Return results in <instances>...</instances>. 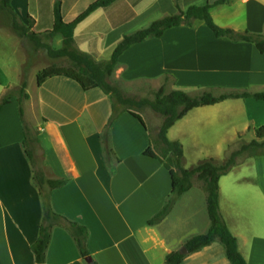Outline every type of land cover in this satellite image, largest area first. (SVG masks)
I'll list each match as a JSON object with an SVG mask.
<instances>
[{
  "label": "crops",
  "instance_id": "0c3cea01",
  "mask_svg": "<svg viewBox=\"0 0 264 264\" xmlns=\"http://www.w3.org/2000/svg\"><path fill=\"white\" fill-rule=\"evenodd\" d=\"M57 1L63 11L66 0H10V5L18 22L30 27V33L47 44L44 33L52 27ZM79 1L71 3L67 17L62 12L67 18L64 20H72L71 12ZM213 1L216 0H116L106 8L94 10L76 26L74 46L96 61H109L124 36L170 16L168 13ZM242 4L244 29L230 24L220 27L264 33V0H242ZM10 20L11 14L0 9V27L20 41L10 31ZM137 22V27L144 25L143 28L125 30ZM48 45L53 50L61 49V35L50 38ZM33 46L31 55H24L19 63L17 70L21 75L25 69L37 65L38 55L46 56L45 50L34 43ZM45 68L34 71L33 92L25 85L24 94L28 97L22 104L23 120L30 131L29 141L34 144L37 168L48 180L66 181L52 191L44 189L51 209L88 232L87 256L82 257L68 227L54 228L45 264H165V258L180 252L189 239L206 234L209 229L206 195L194 184L174 199L164 220L148 225L172 196L168 172L158 161L143 155L150 146V133L126 113L109 123L112 104L100 90L84 92L63 77L48 79L37 86L36 74ZM164 76L172 79L175 86L206 89L216 85L264 93V54L250 43L216 38L202 21L195 20L191 27L171 28L161 38L133 45L120 56L114 72L116 81L128 84L137 80L156 84ZM189 80L195 82L187 83ZM234 81L239 82L233 84ZM10 89V85L0 84V99ZM251 101L226 100L194 108L168 132L190 118L198 125L188 127L190 136L195 140L200 131L212 133L214 140L221 141L218 148L222 140L236 141L245 131L254 132L264 125V102ZM232 107H251L259 115L247 124L231 122L218 127V122L229 119L223 113ZM245 117L252 119L248 111ZM159 124L160 121L156 128ZM106 126L110 158H106L101 138ZM179 132L181 129L174 136L179 137ZM24 138L17 100L11 98L0 112V264H36L32 246L39 238L42 224V198L33 181V166L25 154ZM177 141L181 142L179 138ZM246 166L254 170V176L228 181L223 193L221 181L233 170L220 178L219 211L221 216L222 200L235 204L221 218L237 239L238 251L246 263L264 264V156L254 158ZM196 187L202 194L201 207H189L187 214L175 217L173 212L178 204L192 200ZM246 201L251 202L252 210L239 206ZM190 223L193 227L200 224L199 232L188 230ZM245 226L250 230L245 232ZM182 228L186 229L179 233ZM183 255L181 264H229L218 240L199 252ZM87 257L90 263L86 262Z\"/></svg>",
  "mask_w": 264,
  "mask_h": 264
},
{
  "label": "trees",
  "instance_id": "16d2710c",
  "mask_svg": "<svg viewBox=\"0 0 264 264\" xmlns=\"http://www.w3.org/2000/svg\"><path fill=\"white\" fill-rule=\"evenodd\" d=\"M116 0H90L89 4H78L71 12V21L64 20L57 1L53 9V24L49 31L44 33L47 39L56 35L62 37V48L53 50L48 44L41 43L35 34L30 33V27L18 24L16 16L13 14L10 0H0V9L6 10L12 17V28L19 36L29 38L37 48L45 50L47 56L52 59L66 58L70 61L68 67H47L36 74L37 86H41L45 81L54 77H63L75 82L84 92L100 90L108 96L111 101L112 115L109 123L121 114H129L146 130L142 118L132 108L148 107L152 112L162 118L156 139H150V146L143 153L144 156L158 161L168 172L172 184L171 197L164 207L151 220L149 226L160 223L170 212L175 198L181 197L192 188V179L196 177L203 182L205 197V210L209 220V229L206 234L194 236L185 244L188 253L199 252L218 240L224 247L226 259L229 264H247L243 256L238 251L237 239L230 233L219 213V186L218 182L222 176L227 175L237 164L240 157L255 158L264 156V125L254 130L255 138L248 144L242 145L237 150L230 153L223 164H216L213 160H206L191 169H184L182 166L183 149L178 141L167 139L168 130L179 120L187 115L194 108L212 106L226 100L253 99L264 102V93H250L246 90H225L223 88L200 89L198 93L191 96L180 90H173L164 94V86H161L155 93L152 100L133 101L123 96V94L113 86L110 81L118 66L120 56L130 47L140 44L148 39L161 38L164 33L175 27H191L193 21H202L216 38H227L233 43L243 42L254 45L260 54H264V33H251L247 30L238 32L230 28L217 26L210 10L214 7L224 5L230 0H216L207 2L203 6H190L186 11H179L177 14L163 17L152 22L144 29L126 35L115 47L109 61H96L90 55L79 52L74 46L73 33L76 26L82 22L90 13L98 8H106ZM168 78V77H165ZM25 85L21 92L23 98ZM11 97L0 99V112L6 106ZM18 114L24 125L25 138L23 146L26 157L33 166V181L38 188L42 198V224L40 226L39 238L32 246L36 264H45L46 252L50 244L51 231L54 228L68 227L72 238L82 257L87 256L86 241L88 232L85 228L71 223L62 216L56 214L51 209L49 195L44 193L60 188L65 185L64 180H48L43 172L37 168L34 152L29 148V129L23 120L22 101L17 102ZM109 125V124H108ZM108 126L102 134V143L106 158H110L111 151L108 148ZM160 146V153L154 150V146ZM185 255L180 252L169 254L165 258V264H181ZM95 264V263H93Z\"/></svg>",
  "mask_w": 264,
  "mask_h": 264
},
{
  "label": "rangeland",
  "instance_id": "374dc122",
  "mask_svg": "<svg viewBox=\"0 0 264 264\" xmlns=\"http://www.w3.org/2000/svg\"><path fill=\"white\" fill-rule=\"evenodd\" d=\"M74 1L75 0H66V4H64L63 11H62L64 16H66V13L68 9L70 8L71 3H73ZM89 2L90 0H80L78 4L81 3L87 6ZM244 7L245 6L242 4V0H232L231 2L229 1L228 3L224 4V6L220 5V6L214 7L212 10H210V15L214 23L219 27L226 25V24H230L234 28H238L241 30V29H244V24L242 22L243 16H244ZM177 13L178 12L175 11L172 13H168V15H171V14L173 15ZM66 17L64 18L67 19ZM16 20L18 22V19ZM139 22H142V21H139ZM10 23L12 24L11 20H10ZM18 24H20V22H18ZM137 24L138 22L132 25H129L128 27H126L125 30L126 31L129 30V28H132L131 30H136L138 28H143L144 26V25H139V27H137ZM234 28H231V29L235 30ZM10 31L15 33L12 26L10 27ZM20 37L23 39H21ZM18 38L20 39V41L13 34L8 33L7 30L0 27V84L10 85V88H11L10 90L6 91V93L3 95V98L4 97L15 98L17 102L22 101V104H23V101L25 99L23 98V94L21 92L22 86L26 85L28 89L30 90V92H33V89L35 87L34 86V76H35L34 71L36 69L40 70L48 66L68 67L70 65V61L66 58H60V59L49 58L46 52L44 51L46 56L41 58L38 55L37 65H33L25 69L23 71V75H21L18 73L17 68L18 66L21 65V60L24 55L26 54L31 55V53L33 52L34 46H33L32 41L29 38L27 37L24 38L19 35H18ZM44 42L48 44L49 39L45 40ZM190 81L195 82V80H189L187 83H189ZM236 82H239V81H234L233 84H236ZM110 83L116 88H118V90L123 94V96L133 101L152 100L154 98L155 93L159 90L161 86H164L163 87L164 94H168L172 92L173 90H180L191 96L196 95L198 93V90H200L201 88L200 87L198 89L197 87H193L191 85L175 86V83L173 82V80L170 78H165V76L161 78L160 80H158L156 84L155 82H150L149 84H147L146 82L143 83L142 80H137L135 82L128 84V83H123V82L120 83L119 81H116L113 75ZM191 84H194V83L192 82ZM211 86H212L211 88H217L216 85H211ZM223 89L229 90L228 87L223 88ZM230 89L237 90L236 88H230ZM256 102H260V101H256V100L251 101V103H256ZM132 111L136 112L142 118L147 128L146 131L150 133V139L152 140L156 139L158 129L162 122V118L159 115L152 112L148 107H142V108L134 107L132 108ZM246 111L250 113V115L252 116V119H247L245 117ZM253 111L254 110H252L251 107H246V108L232 107L231 109H228L226 110V112L223 113L225 117L227 116L229 119L223 120L222 123L218 122L217 125L218 127H223L226 123H231V122H236V123L241 122L244 124L246 122L247 124V122L249 123L253 120V118H255L253 116L259 115V114H254ZM189 119L190 118H187V120H185L182 124L178 125L176 128H173L170 132H168V135H167V139L169 141H177L178 138L181 141V142L179 141L178 142L182 145V149H183L182 166L183 168H186V169H191L197 166L199 163L206 161V160H213L216 164H223V162L226 160V158L230 155L231 152L237 150L244 144L250 143L255 138L254 132L245 131L244 134L239 139H236V141H231V139L222 140V144L220 145V147L217 148L218 142L220 144L221 141L214 140L212 133L206 134V132L200 131L199 132L200 137L197 136L198 138L195 140H194V137L190 136V134L187 131L188 127L193 128V125L194 127H197L198 125L195 124L196 123L195 120H189ZM159 121H160V124L156 128V125L158 124ZM178 129H181V132H179V137L178 135L174 136L173 134ZM29 148L34 152L33 143H29ZM154 150L157 153H160V146L159 145L154 146ZM253 159L254 158H244L243 156L237 160L238 164L232 169L233 171L231 170L232 172L230 171L231 174H229L227 178L221 181L222 193L226 189V184L228 183V181L235 180L236 178H239V177L241 178L248 177L252 174L254 176V170L246 166V163L251 164ZM191 182H192V185L193 184L197 185L204 191L203 189L204 185L202 181H199L196 177H194ZM194 191L195 192L193 196L190 197L192 198V200L191 199L183 200L182 202L178 204L175 211L173 212L174 213L173 215H175V217H177V215L182 216V215L187 214L188 210L186 209L189 207H193V206L197 208L201 207L200 197H202V194L197 189V187H196V190ZM240 205L241 206L244 205L246 206L247 209H251V202L250 203L247 201L244 203L240 202L239 206ZM229 206L234 207L235 204L231 205L227 200L225 201L222 200V206L220 207L222 211L221 216L223 215L225 216L224 213L227 211V209H229L228 208ZM200 216H202L201 212H199L198 217L200 218ZM185 229L186 228H182L179 231V233L184 231ZM195 229L197 230V232H199L198 230H200V224H199V227H193L191 223L190 225H188V230L192 231ZM249 230L250 229L247 226H245L244 231L247 232Z\"/></svg>",
  "mask_w": 264,
  "mask_h": 264
},
{
  "label": "water",
  "instance_id": "95a60500",
  "mask_svg": "<svg viewBox=\"0 0 264 264\" xmlns=\"http://www.w3.org/2000/svg\"><path fill=\"white\" fill-rule=\"evenodd\" d=\"M180 253H181V254H186V253H187V250L184 248V249H182V250L180 251ZM86 262H88V263L91 262L90 257H87V258H86Z\"/></svg>",
  "mask_w": 264,
  "mask_h": 264
},
{
  "label": "built area",
  "instance_id": "2783aa9c",
  "mask_svg": "<svg viewBox=\"0 0 264 264\" xmlns=\"http://www.w3.org/2000/svg\"><path fill=\"white\" fill-rule=\"evenodd\" d=\"M244 1H247V0H244Z\"/></svg>",
  "mask_w": 264,
  "mask_h": 264
}]
</instances>
